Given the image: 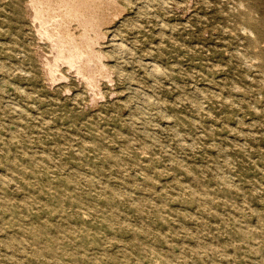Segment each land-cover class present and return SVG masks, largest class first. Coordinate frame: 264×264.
Returning <instances> with one entry per match:
<instances>
[{
    "label": "rangeland",
    "instance_id": "374dc122",
    "mask_svg": "<svg viewBox=\"0 0 264 264\" xmlns=\"http://www.w3.org/2000/svg\"><path fill=\"white\" fill-rule=\"evenodd\" d=\"M113 1L0 0V264H264V0Z\"/></svg>",
    "mask_w": 264,
    "mask_h": 264
},
{
    "label": "bare ground",
    "instance_id": "6f19581e",
    "mask_svg": "<svg viewBox=\"0 0 264 264\" xmlns=\"http://www.w3.org/2000/svg\"><path fill=\"white\" fill-rule=\"evenodd\" d=\"M32 7L36 18L45 28L46 35L55 45L59 56L70 64L81 61L83 70L87 69V62H98L100 55L93 49L94 40L90 32L100 35V26L111 12H116L113 0H32ZM77 23L83 29V35L75 38L70 32L72 23ZM98 71L107 74V70L99 67Z\"/></svg>",
    "mask_w": 264,
    "mask_h": 264
}]
</instances>
